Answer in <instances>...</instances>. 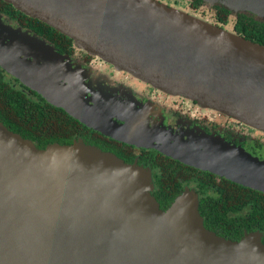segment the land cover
Masks as SVG:
<instances>
[{
    "label": "water",
    "instance_id": "1",
    "mask_svg": "<svg viewBox=\"0 0 264 264\" xmlns=\"http://www.w3.org/2000/svg\"><path fill=\"white\" fill-rule=\"evenodd\" d=\"M4 1L118 70L264 131V44L161 0ZM204 2L235 19L255 12L264 20V0ZM7 24L0 14V66L51 104L107 135L264 192V160L243 147L93 115V91L65 55ZM154 188L151 169L138 163L81 138L39 148L0 120V264H264L261 231L219 235L206 227L195 189L185 186L163 209Z\"/></svg>",
    "mask_w": 264,
    "mask_h": 264
},
{
    "label": "flooded vegetation",
    "instance_id": "2",
    "mask_svg": "<svg viewBox=\"0 0 264 264\" xmlns=\"http://www.w3.org/2000/svg\"><path fill=\"white\" fill-rule=\"evenodd\" d=\"M188 4L191 9L200 11L207 3L203 1L200 5L194 6L192 0H189ZM218 6L220 5L203 10L205 17L214 24L234 29V15L229 10L228 18H220L217 11ZM221 7L225 8L224 6ZM191 12L193 13V11ZM196 13L198 14V12ZM0 14L2 13L0 12ZM2 18L7 23L14 22L16 25L21 26L16 19H12L6 14H2ZM55 49L58 51L56 47ZM60 52L65 55L66 58L63 61L70 67L71 71H75L74 68L80 71L84 82L87 84L85 89L93 90V93L89 94L93 97V115L101 119L114 121L119 125L129 122L144 124L149 126L151 130L158 131L160 135L162 129H158L160 127L159 123H164L173 131L170 132L173 139L179 136L190 139L194 133L209 137L214 135L231 145L243 147L253 155L264 159V131L256 129L220 110L203 106L198 101L188 97L170 94L154 88L129 73L118 70L102 58L77 48L75 45L69 49V52ZM2 70L0 66V71ZM111 95L116 96V102L105 99V97ZM101 103H104L102 107ZM155 125H157L156 128ZM93 130L97 132V136L93 138V143L86 142L83 139L84 142L115 153L127 163H138L151 169L155 183L153 192L157 188L156 173L159 171L160 159L167 158L175 163L187 164L167 155L156 147L129 143L107 135L94 127ZM178 133H182V135ZM186 166L189 177L183 186L189 185L199 194L200 212L203 215L206 227L228 237L232 225L226 228V226L212 223L208 219L209 216L205 214V199L209 197V194L216 195L219 188L223 186V178L227 177L190 164ZM206 173H211V182L205 181ZM246 232L245 229L243 235Z\"/></svg>",
    "mask_w": 264,
    "mask_h": 264
},
{
    "label": "trees",
    "instance_id": "3",
    "mask_svg": "<svg viewBox=\"0 0 264 264\" xmlns=\"http://www.w3.org/2000/svg\"><path fill=\"white\" fill-rule=\"evenodd\" d=\"M203 1L192 0V3L198 6ZM217 11L222 19L228 18L230 13L229 9L221 6L217 7ZM0 12L16 19L22 27L46 39L59 52H69L75 45L69 36L37 18L26 15L4 0H0ZM233 19L234 31L264 44V20H259L249 13H239L238 17ZM29 88L6 70L0 71V120L5 125L32 139L39 148H45L55 142L71 144L80 138L93 143L97 132L92 127L65 109L51 104L36 90ZM186 165L167 158L160 159L159 171L156 173L157 188L153 193L161 208L166 209L185 188L183 184L189 177ZM210 176L211 173H206L205 181L211 182ZM223 181V186L219 188L217 194H209L205 199V214L209 216L208 219L226 228L232 225L227 238L239 239L245 229L247 232L260 230L264 242V192L228 178H223Z\"/></svg>",
    "mask_w": 264,
    "mask_h": 264
},
{
    "label": "rangeland",
    "instance_id": "4",
    "mask_svg": "<svg viewBox=\"0 0 264 264\" xmlns=\"http://www.w3.org/2000/svg\"><path fill=\"white\" fill-rule=\"evenodd\" d=\"M163 2H165V3H169V4H171V6H174V7H177V8H179V9H181V10H185V11H187V12H189V13H191V14H194L195 16H198V17H200V18H202V19H205V20H208L206 17H205V14L203 13V10H205V9H208V8H211L213 5H211L210 3H207L206 5H204L201 9H200V11H195L194 9H191L190 7H189V4H188V2H189V0H162ZM193 11V13L191 12V11ZM196 12H198V14L196 13ZM248 13H250V14H252V15H254L255 17H260V15L259 14H257V13H255V12H253V13H251V12H248ZM205 18H204V17ZM261 19H263V18H261ZM210 21V20H209ZM211 22V21H210ZM213 23V22H212ZM8 26H10V28L11 29H13V30H20V29H18L19 28V26L18 25H16L14 22H10V23H8L7 24ZM226 28V27H225ZM227 29H229V30H233L231 27L230 28H228L227 27ZM20 31H22V30H20ZM2 35V33L0 34V36ZM6 39H9V38H6ZM74 70H75V73H76V75H79V72L74 68ZM74 87H73V85H69V87H68V89H70V91H72V89H73ZM93 91V90H92ZM105 99H107V100H109V101H112V102H116L117 101V98H116V96L115 95H111L110 97L108 96V97H105ZM103 104L104 103H101V107L103 106ZM114 104H116V103H114ZM144 125V124H143ZM158 125V124H157ZM157 125H155V128L157 127ZM159 126L160 127H158V129L160 130V129H162L161 130V136L162 137H164V136H166L167 138H168V136L169 137H171V134H170V132H173L167 125H165L164 123H159ZM189 133V132H188ZM179 135H182V133H178ZM203 137H205V136H203ZM210 138L211 139H213V140H219V141H223L225 144H229V145H231L230 143H228V142H226V141H224L223 139H221V138H219V137H217V136H214V135H210ZM163 148L164 149H166L164 146H163ZM247 151V150H246ZM249 152V151H248ZM252 154V153H251ZM171 156V155H170ZM259 157V156H258ZM261 160H264V159H262L261 157H259ZM187 186H189V185H187ZM191 189H194L193 187H191V186H189Z\"/></svg>",
    "mask_w": 264,
    "mask_h": 264
}]
</instances>
